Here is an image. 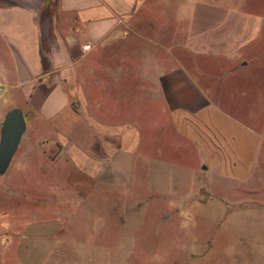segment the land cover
<instances>
[{
	"label": "rangeland",
	"instance_id": "374dc122",
	"mask_svg": "<svg viewBox=\"0 0 264 264\" xmlns=\"http://www.w3.org/2000/svg\"><path fill=\"white\" fill-rule=\"evenodd\" d=\"M205 1L220 0H149L150 13ZM170 29L149 34L151 57L169 56L154 42L172 45ZM254 46L256 63L236 74L199 61L225 113L209 108L185 120L141 99L135 51L127 90L119 83L99 110L117 128L126 114L135 136L108 180L87 177L75 153L53 145L55 134L29 128L24 137L54 142L27 162L18 149L0 174V264H264V30Z\"/></svg>",
	"mask_w": 264,
	"mask_h": 264
},
{
	"label": "crops",
	"instance_id": "0c3cea01",
	"mask_svg": "<svg viewBox=\"0 0 264 264\" xmlns=\"http://www.w3.org/2000/svg\"><path fill=\"white\" fill-rule=\"evenodd\" d=\"M165 8L150 13L149 0H0V125L10 110L24 113L26 131L18 148L25 150L23 162L35 155V147L54 142L44 134L40 140L24 137L29 128L51 132L59 141L53 139V145L75 153L87 177L108 180L114 162L133 151L135 136L126 114L117 128L99 110L105 108L103 96L118 91L119 83L127 90L135 51L140 97L161 101L162 114L168 108L185 120L209 108L225 113L205 86L212 77L207 67L216 63L218 75L253 67L264 2L205 1L171 13ZM167 24L172 45L165 47L166 38L160 44L157 37L154 46L169 56L151 57L149 34L164 35ZM182 31L183 42L177 36ZM115 110H109L111 116ZM101 191L95 186L92 193Z\"/></svg>",
	"mask_w": 264,
	"mask_h": 264
},
{
	"label": "water",
	"instance_id": "95a60500",
	"mask_svg": "<svg viewBox=\"0 0 264 264\" xmlns=\"http://www.w3.org/2000/svg\"><path fill=\"white\" fill-rule=\"evenodd\" d=\"M26 118L20 109L10 110L0 131V174H4L17 153L26 131Z\"/></svg>",
	"mask_w": 264,
	"mask_h": 264
},
{
	"label": "built area",
	"instance_id": "2783aa9c",
	"mask_svg": "<svg viewBox=\"0 0 264 264\" xmlns=\"http://www.w3.org/2000/svg\"><path fill=\"white\" fill-rule=\"evenodd\" d=\"M3 92L2 86H0V94Z\"/></svg>",
	"mask_w": 264,
	"mask_h": 264
}]
</instances>
